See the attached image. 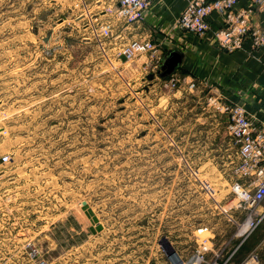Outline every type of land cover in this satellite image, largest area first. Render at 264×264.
I'll use <instances>...</instances> for the list:
<instances>
[{
  "label": "rangeland",
  "instance_id": "rangeland-1",
  "mask_svg": "<svg viewBox=\"0 0 264 264\" xmlns=\"http://www.w3.org/2000/svg\"><path fill=\"white\" fill-rule=\"evenodd\" d=\"M115 3L0 0V264H177L207 237L239 243L230 111L256 124L188 70L162 78L165 39L119 37L134 22ZM134 41L153 48L129 58ZM263 238L264 222L234 261Z\"/></svg>",
  "mask_w": 264,
  "mask_h": 264
},
{
  "label": "built area",
  "instance_id": "built-area-1",
  "mask_svg": "<svg viewBox=\"0 0 264 264\" xmlns=\"http://www.w3.org/2000/svg\"><path fill=\"white\" fill-rule=\"evenodd\" d=\"M242 0H192L179 18V26L190 33L205 35L211 32L210 17L217 13L224 17V25L213 31L212 39L222 50L232 52L250 40L252 47H264V27L253 22L252 16L264 8V0H248L249 4L239 8ZM116 13L119 18L140 23L144 20L151 0H118ZM106 33L109 30L106 29ZM153 46L146 42L134 41L127 49V57L141 55ZM162 60V58H161ZM228 111V110H227ZM228 132L235 142L240 164L237 172L239 180L232 184L235 202L231 208L246 211L242 222H234L238 232L233 240L238 245L225 251L217 248L213 237L199 243L195 253L188 259L179 257L177 264H264V238L257 248L241 262L234 261L243 245L264 222V126L251 123L244 110L236 106L230 111ZM9 161L8 155L0 157V164ZM235 203V204H234ZM208 228L199 229L202 233ZM209 243L210 245H208ZM36 257V250H33Z\"/></svg>",
  "mask_w": 264,
  "mask_h": 264
},
{
  "label": "crops",
  "instance_id": "crops-1",
  "mask_svg": "<svg viewBox=\"0 0 264 264\" xmlns=\"http://www.w3.org/2000/svg\"><path fill=\"white\" fill-rule=\"evenodd\" d=\"M192 0H151L140 23L122 24L116 33L129 41L138 38L164 40L165 53L172 50L183 54L181 66L209 86L216 87L236 105L247 107L246 113L258 127L264 126V47L255 49L250 40L234 52L221 51L212 39L213 31L224 25L217 13L210 17L211 32L196 35L179 26V18ZM249 4L242 0L239 8ZM119 6L118 0L115 3ZM253 22L264 27V8L252 16ZM177 69V70H178Z\"/></svg>",
  "mask_w": 264,
  "mask_h": 264
},
{
  "label": "water",
  "instance_id": "water-1",
  "mask_svg": "<svg viewBox=\"0 0 264 264\" xmlns=\"http://www.w3.org/2000/svg\"><path fill=\"white\" fill-rule=\"evenodd\" d=\"M183 61V54L178 50L170 51L162 60L160 74L162 78H166L177 70Z\"/></svg>",
  "mask_w": 264,
  "mask_h": 264
}]
</instances>
